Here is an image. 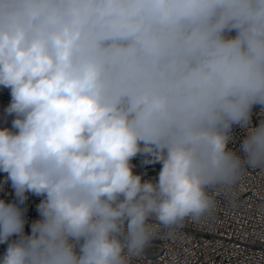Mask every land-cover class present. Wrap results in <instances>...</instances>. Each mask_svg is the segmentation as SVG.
<instances>
[{
	"label": "clouds",
	"instance_id": "9594fccd",
	"mask_svg": "<svg viewBox=\"0 0 264 264\" xmlns=\"http://www.w3.org/2000/svg\"><path fill=\"white\" fill-rule=\"evenodd\" d=\"M0 87V264H134L264 172V0H0Z\"/></svg>",
	"mask_w": 264,
	"mask_h": 264
},
{
	"label": "built area",
	"instance_id": "2783aa9c",
	"mask_svg": "<svg viewBox=\"0 0 264 264\" xmlns=\"http://www.w3.org/2000/svg\"><path fill=\"white\" fill-rule=\"evenodd\" d=\"M234 35V33H233ZM11 101L10 92L0 87V128L11 127L12 117L5 114V108ZM264 119V110L255 106L252 115V125L257 126ZM245 131L238 126L232 129L233 140L229 148L239 152L240 144L245 138ZM142 156L133 158V171L143 174L144 179H155L161 164H144ZM5 174L0 172V199L7 202L15 199L11 183H4ZM42 197L28 194V199L22 206L26 209L25 232L30 233L33 220L39 218L37 205ZM218 207L212 217L199 222L186 221L181 229L183 242L171 240H154L146 250L142 259L134 264H167L170 254L175 253L181 261L187 264H253L260 260L264 264V240L257 233L264 232V219H261L258 209L264 205V172L259 169H249L247 175L237 186L236 206L224 196L217 197ZM7 244H0V257L3 256Z\"/></svg>",
	"mask_w": 264,
	"mask_h": 264
}]
</instances>
